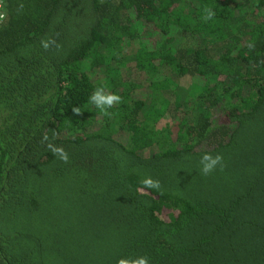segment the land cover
<instances>
[{"label":"trees","instance_id":"obj_1","mask_svg":"<svg viewBox=\"0 0 264 264\" xmlns=\"http://www.w3.org/2000/svg\"><path fill=\"white\" fill-rule=\"evenodd\" d=\"M2 5L0 264H264V0Z\"/></svg>","mask_w":264,"mask_h":264},{"label":"clouds","instance_id":"obj_2","mask_svg":"<svg viewBox=\"0 0 264 264\" xmlns=\"http://www.w3.org/2000/svg\"><path fill=\"white\" fill-rule=\"evenodd\" d=\"M215 13L211 8H205L203 11V20L205 22L213 19ZM4 22V21H3ZM49 45L45 42L44 47L47 48ZM90 103L95 105L101 112L108 114V109H110L114 103L121 100V97L116 94H111L105 91L104 88H97L89 97ZM73 111L76 114L80 113L79 108H74ZM49 148L52 153L56 155L60 160L67 162L69 160V154L63 147H57L49 144ZM222 156L220 155H210L205 154L200 159V173L204 176L212 174L217 167H223ZM141 183L148 188H159V181L153 179L151 176H147L141 180ZM119 264H150L149 258L146 256H141L136 259L124 258L119 260Z\"/></svg>","mask_w":264,"mask_h":264},{"label":"built area","instance_id":"obj_3","mask_svg":"<svg viewBox=\"0 0 264 264\" xmlns=\"http://www.w3.org/2000/svg\"><path fill=\"white\" fill-rule=\"evenodd\" d=\"M2 0H0V26L3 24V21H4V16H3V13H2Z\"/></svg>","mask_w":264,"mask_h":264}]
</instances>
